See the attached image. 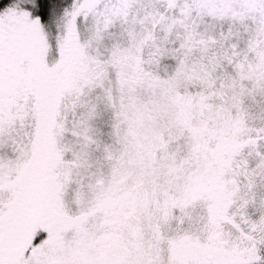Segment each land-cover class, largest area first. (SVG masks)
Listing matches in <instances>:
<instances>
[{"label": "snow or ice", "instance_id": "obj_1", "mask_svg": "<svg viewBox=\"0 0 264 264\" xmlns=\"http://www.w3.org/2000/svg\"><path fill=\"white\" fill-rule=\"evenodd\" d=\"M0 264H264V0H0Z\"/></svg>", "mask_w": 264, "mask_h": 264}]
</instances>
